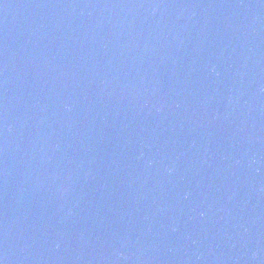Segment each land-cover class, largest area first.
<instances>
[{"label": "water", "instance_id": "1", "mask_svg": "<svg viewBox=\"0 0 264 264\" xmlns=\"http://www.w3.org/2000/svg\"><path fill=\"white\" fill-rule=\"evenodd\" d=\"M3 264H264V0H0Z\"/></svg>", "mask_w": 264, "mask_h": 264}, {"label": "snow or ice", "instance_id": "2", "mask_svg": "<svg viewBox=\"0 0 264 264\" xmlns=\"http://www.w3.org/2000/svg\"><path fill=\"white\" fill-rule=\"evenodd\" d=\"M0 264H3V262H2V261H0Z\"/></svg>", "mask_w": 264, "mask_h": 264}]
</instances>
